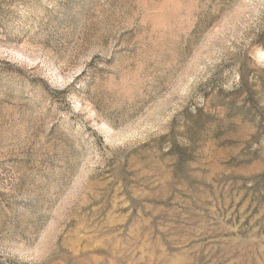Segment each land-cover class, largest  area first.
Returning <instances> with one entry per match:
<instances>
[{
    "label": "rangeland",
    "instance_id": "obj_1",
    "mask_svg": "<svg viewBox=\"0 0 264 264\" xmlns=\"http://www.w3.org/2000/svg\"><path fill=\"white\" fill-rule=\"evenodd\" d=\"M0 264H264V0H0Z\"/></svg>",
    "mask_w": 264,
    "mask_h": 264
}]
</instances>
